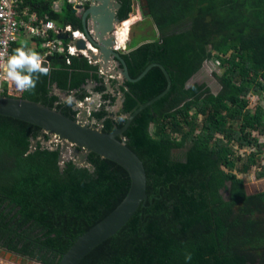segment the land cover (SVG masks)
I'll list each match as a JSON object with an SVG mask.
<instances>
[{
    "label": "trees",
    "instance_id": "trees-1",
    "mask_svg": "<svg viewBox=\"0 0 264 264\" xmlns=\"http://www.w3.org/2000/svg\"><path fill=\"white\" fill-rule=\"evenodd\" d=\"M118 1V17L124 22L130 19L135 0ZM144 1L143 16L155 29L150 36H140L145 40L142 45L130 46L122 56L133 80L157 63L172 77L173 87L140 113L119 140L126 139L146 166L149 201L79 264H264V192L249 195L246 182L234 173L235 145L258 148L245 165L248 170L263 155V146L250 131L264 128V109L254 114L246 99L253 92L264 94V0ZM27 5L59 27L83 28L68 3L61 13L54 12L48 0H27ZM212 31L225 32L215 44L227 57L219 94L206 84L190 86L206 62L215 58L209 49L215 42ZM35 43L39 52L41 44ZM88 83L97 85L95 93L103 95L104 103L92 117L104 122L105 134L123 129L127 115L169 87L157 66L138 83L125 82L120 87L123 109L114 119L108 108L117 106L118 97L107 92L100 68L84 57L56 55L34 91L5 97L57 109L76 122V105L61 103L55 88L85 102L90 97ZM201 116L206 117L203 126ZM230 121H242L241 129L231 128ZM154 127L159 129L157 136ZM41 137L39 127L0 117V250L23 263L59 264L80 236L125 202L132 181L122 167L96 154L88 158L93 173L72 161L61 172L60 150L39 142L31 152L32 143ZM189 144L186 158H175ZM257 177L264 179V167Z\"/></svg>",
    "mask_w": 264,
    "mask_h": 264
},
{
    "label": "water",
    "instance_id": "water-1",
    "mask_svg": "<svg viewBox=\"0 0 264 264\" xmlns=\"http://www.w3.org/2000/svg\"><path fill=\"white\" fill-rule=\"evenodd\" d=\"M89 8L80 13L82 19V32L91 44V47L99 51L98 56L88 49L86 42L80 40L76 42L78 51L87 52L105 74L104 82L108 93L113 96L119 92L118 112L123 109L125 99L120 91V87L125 82L138 83L145 78L153 67H160L169 84L168 90L153 101L142 106L133 115H127V124L123 129L117 128L112 134L103 132L104 122L98 123L92 116L100 110L103 95L95 93L97 85L88 83L85 90L89 94V100L79 102L73 95L62 94L55 88V94L61 99V103H74L75 110L79 113L75 122L65 117L57 109H50L42 104H36L27 100L0 97V117L16 119L42 129V137L39 141H34L31 152H35L39 142L43 147L52 151L60 150L61 172L66 168V164L73 162L76 167L88 169L94 172L95 168L90 165L88 158L91 154H96L104 160H109L122 167L130 176L132 189L129 196L113 213L103 219L87 233L80 236L65 253L59 264H79L92 250L103 242L117 235L149 201L148 194V173L144 162L126 145V139H122L135 118L156 102L164 99L173 87V80L166 69L160 64H151L145 72L136 80H133L124 61L122 53L115 50L116 27L122 21L118 17L121 3L118 0H89ZM66 40V39H62ZM53 57L48 58L45 67L49 66ZM121 76V77H120ZM114 77L119 85L113 88ZM89 91V92H88ZM116 96V95H115ZM71 97L73 100L66 101ZM114 108H108V112L116 115ZM45 136L50 141L45 142Z\"/></svg>",
    "mask_w": 264,
    "mask_h": 264
},
{
    "label": "built area",
    "instance_id": "built-area-1",
    "mask_svg": "<svg viewBox=\"0 0 264 264\" xmlns=\"http://www.w3.org/2000/svg\"><path fill=\"white\" fill-rule=\"evenodd\" d=\"M48 1L52 3L51 8L56 13H61L64 4L68 3L77 14H80L89 3V0ZM63 38L66 40H62ZM24 39L40 42L39 54L43 65L50 57L66 55L75 58L84 57L90 65L100 66L99 62L94 61L87 52L77 50L76 42L80 40L86 42L88 49L92 48L82 31L75 30L72 25L59 27L47 18H41L27 5V0H0V65L4 64L15 47ZM117 47L116 41L115 50L120 52ZM93 50H96L97 55L99 54L97 49ZM67 64H71L69 60ZM47 67L50 69L49 66ZM100 75L105 77L102 70ZM27 92H20L13 84L0 79V97H5L7 93L22 96Z\"/></svg>",
    "mask_w": 264,
    "mask_h": 264
},
{
    "label": "rangeland",
    "instance_id": "rangeland-1",
    "mask_svg": "<svg viewBox=\"0 0 264 264\" xmlns=\"http://www.w3.org/2000/svg\"><path fill=\"white\" fill-rule=\"evenodd\" d=\"M144 3V0L134 1L133 12L131 13L130 18L133 16H138L140 20H137L135 24H133L129 40L126 44L127 49L125 51L121 50V53H126L130 50V41L133 40L132 45H135L141 40V37L152 35V32L155 29L152 20L150 18L142 16V14L144 13L142 8L144 6ZM211 34L215 42L210 45L209 49L210 51H213L215 58L206 62L203 70L190 81V86L194 84H206L211 88L214 94H219L222 89V84L220 83L221 78L222 76H224L225 68L227 67L224 65V60L227 57H225L215 49V44L219 45V42L222 40V35H224L225 32L212 31ZM118 99H120V96H118ZM65 100L71 101L73 99L71 97H67L65 98ZM246 100L249 103V108L253 111L254 114L259 108L264 109L263 93L253 92ZM118 106L113 109L114 112H118ZM195 114L197 113H193L192 116H194ZM200 121L201 125L203 126L204 121H206V117L201 116ZM229 125L235 130H240L242 121H230ZM250 132H252L253 139L257 140L258 144L263 146V155L257 156V165L248 170L249 168H247L245 165L249 161V157L258 152V148L256 147V145H254L250 148L242 149L238 145H235L236 156L234 157V161L236 163V168L234 170V173L237 174L240 179L246 182L249 195H257L264 192V179L260 180L257 177L258 173H260L262 171V168L264 167V128L252 130ZM157 133H159V129L157 127H154L153 135L157 136ZM190 147L191 144H189L188 148L184 151L176 152L175 158L185 159L187 151ZM225 197L228 198V195L226 194ZM0 262H2V264H40L29 260H26L25 263H23L24 261H22L20 257L14 254L12 255L5 250H0Z\"/></svg>",
    "mask_w": 264,
    "mask_h": 264
},
{
    "label": "clouds",
    "instance_id": "clouds-1",
    "mask_svg": "<svg viewBox=\"0 0 264 264\" xmlns=\"http://www.w3.org/2000/svg\"><path fill=\"white\" fill-rule=\"evenodd\" d=\"M89 6L90 4L88 3L85 10H87ZM126 49L127 48L123 51ZM98 67L100 68V66ZM49 71L50 69L43 65L40 54L34 49L29 48L26 42H22L21 46L14 49L13 53L8 56L4 64L0 65V79L13 84L20 92H32L35 90L40 76L48 75ZM102 77L104 78V76ZM110 79H114V82L117 81L114 77ZM72 95L74 96V94ZM185 259L190 261L192 259L191 253H187Z\"/></svg>",
    "mask_w": 264,
    "mask_h": 264
},
{
    "label": "bare ground",
    "instance_id": "bare-ground-1",
    "mask_svg": "<svg viewBox=\"0 0 264 264\" xmlns=\"http://www.w3.org/2000/svg\"><path fill=\"white\" fill-rule=\"evenodd\" d=\"M138 16H133L130 19L122 22L121 24L117 25L116 27V41H117V48L122 50L126 48V44L127 41L129 40V36L131 33V28L133 26V24H135V22L137 20H140V18L138 19ZM94 48H90V51L93 52L94 56H98L96 50H93Z\"/></svg>",
    "mask_w": 264,
    "mask_h": 264
},
{
    "label": "crops",
    "instance_id": "crops-1",
    "mask_svg": "<svg viewBox=\"0 0 264 264\" xmlns=\"http://www.w3.org/2000/svg\"><path fill=\"white\" fill-rule=\"evenodd\" d=\"M142 16H143V14H142ZM155 26V25H154ZM35 41L36 40H26V39H24V40H21L20 41V43H19V45H18V47L19 46H21V43L22 42H26L27 43V46L29 47V48H32V49H34L35 51H36V43H35ZM144 41L145 40H140L137 44H135V45H132V42H133V40L132 41H130V45L129 46H134V47H137V46H139V45H142L143 43H144ZM38 52V51H37ZM39 53V52H38ZM127 53V52H126ZM197 76V75H196ZM93 86H95V84H92ZM89 92V91H88ZM116 92H118V91H116ZM115 96V95H114ZM0 264H2V262H0Z\"/></svg>",
    "mask_w": 264,
    "mask_h": 264
},
{
    "label": "flooded vegetation",
    "instance_id": "flooded-vegetation-1",
    "mask_svg": "<svg viewBox=\"0 0 264 264\" xmlns=\"http://www.w3.org/2000/svg\"><path fill=\"white\" fill-rule=\"evenodd\" d=\"M113 85H116V87H117V86L119 85L118 81H115V83H114ZM115 95L118 97V96H119V93L116 92ZM114 97H115V96H114ZM102 102H103V99H102ZM103 103H104V102H103ZM117 105H118V101H117ZM115 107H116V106H115ZM115 107H112V108H115ZM117 113H119V112H117ZM111 115H113L111 118L116 117V115H114L113 113H112Z\"/></svg>",
    "mask_w": 264,
    "mask_h": 264
}]
</instances>
